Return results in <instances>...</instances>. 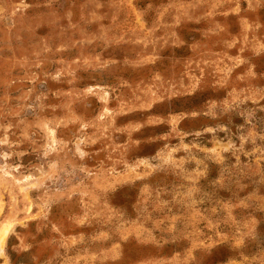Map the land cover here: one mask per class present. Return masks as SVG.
<instances>
[{
  "label": "rangeland",
  "instance_id": "374dc122",
  "mask_svg": "<svg viewBox=\"0 0 264 264\" xmlns=\"http://www.w3.org/2000/svg\"><path fill=\"white\" fill-rule=\"evenodd\" d=\"M0 264H264V0H0Z\"/></svg>",
  "mask_w": 264,
  "mask_h": 264
},
{
  "label": "bare ground",
  "instance_id": "6f19581e",
  "mask_svg": "<svg viewBox=\"0 0 264 264\" xmlns=\"http://www.w3.org/2000/svg\"><path fill=\"white\" fill-rule=\"evenodd\" d=\"M6 237V232L5 230H3L1 233H0V240L3 241Z\"/></svg>",
  "mask_w": 264,
  "mask_h": 264
}]
</instances>
